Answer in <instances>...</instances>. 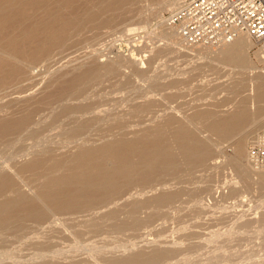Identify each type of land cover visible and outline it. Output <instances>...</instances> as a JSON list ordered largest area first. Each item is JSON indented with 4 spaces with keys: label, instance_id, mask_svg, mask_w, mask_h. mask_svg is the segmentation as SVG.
Returning a JSON list of instances; mask_svg holds the SVG:
<instances>
[{
    "label": "bare ground",
    "instance_id": "6f19581e",
    "mask_svg": "<svg viewBox=\"0 0 264 264\" xmlns=\"http://www.w3.org/2000/svg\"><path fill=\"white\" fill-rule=\"evenodd\" d=\"M130 1L132 0H0V239L8 231H20L29 226L31 230L33 228L36 230L35 234L46 228L50 234L57 233L51 229H58L59 220H63L59 215L68 214L67 219L80 220L77 218H80L82 213L116 202L119 197H126V199L118 202L116 209H110L100 216L92 213L84 220L91 222L93 226H98L100 220L106 218L111 220L112 228L115 231L118 230L119 233L122 230L137 231L153 216L158 217V214H161V208L177 201L181 195L178 184L183 175L186 173L190 175L196 169L197 171L202 169V171L204 170L202 176L205 177L206 169L217 167L218 161L212 160L217 158L214 157L217 152L223 150L220 145L222 141L228 139L231 140L235 155L227 161L235 167L247 186L257 183L261 186L260 189L264 188V168H254L249 162V158H247L248 165L243 162L248 155L247 138L250 135V130L245 134L241 133V130L248 123L253 126L264 125V104L261 103L264 101V70L259 68L250 57L249 51L254 42L248 35L242 34L234 41L216 48L213 46L194 48L184 45L174 27L166 26L169 28L162 30L168 38L165 45L168 49L165 46L161 48L165 47L168 52L170 49H176L177 53L186 51L194 55L206 52L209 58L211 55V58L214 56L223 63L238 67L237 70L245 73V78H249L248 88L246 85V88L244 86L247 89V98L242 99L234 111H229V107L222 109L221 111L224 112L222 116L215 115L212 112L213 109L209 107L193 109V111L181 115L177 106L171 104V99L182 95L179 94L182 89L181 84L185 85L184 82L191 77L192 73L187 77V72H184L183 78L178 74V69H175L172 75L170 69V71L166 70L169 71V74L168 72L165 74L164 69L165 76H161L156 68V74H159L160 78L159 75L150 74L151 64L154 62L152 60H156L158 54L166 51V49L163 50L164 48L160 49V46H158L160 50L156 52L153 50V56L157 55L153 59L151 57L152 60L150 55L147 57L148 60L144 58L147 54L142 56L145 59L143 62L141 61L142 64H139V60L142 58L135 52L126 56L116 51L113 56L110 54L111 56L99 60V55L96 56L98 50L102 49L99 46L98 50H94L96 52L91 51L93 47L88 51L84 49V52L77 48V50L64 52L63 49L68 39L72 37V34L75 35L76 32L82 31L83 27L93 25L97 28H112L117 22H115L118 18L116 14L115 20L112 16L105 17L103 15L109 11L121 10L120 8H124L123 6ZM178 2L179 0H165L163 6L174 10ZM78 3L81 5L80 8L77 7ZM124 28L132 32L140 29V26ZM99 33L100 31H97L92 34L93 40L98 37ZM66 48L65 51L68 50ZM257 56L261 62L264 60L260 54ZM41 62H46L45 68L36 69ZM165 64L162 65L163 68ZM130 66L131 68L126 70ZM168 67L170 66H166V69ZM160 71L162 74V70ZM176 71L178 72L176 73ZM187 81L190 83L189 79ZM189 83L186 82V84ZM179 85L181 89H178L179 92L175 91ZM109 86V92H103L105 89L102 91L103 88L107 89ZM237 86L236 89L239 90ZM170 88H175L173 89L175 93ZM189 88L183 89L187 92ZM158 90L166 91L164 92L166 94H162L165 108L164 106L160 107L161 101L158 105L153 98V96L156 97L154 94ZM122 91L124 93H121ZM241 92L244 91L241 90ZM159 94L157 96L160 98L161 94ZM162 95L160 100H162ZM256 101H258V105H256ZM156 108L160 110L163 108V110L158 113ZM202 131L204 132L203 136L201 135ZM215 135L216 137H214ZM192 175L195 176L193 173L190 178ZM187 178L189 181V177ZM171 179L177 180V183L168 184ZM209 179L208 182H210ZM207 181H205L206 184L201 183L203 186L198 185L194 190L195 197L211 186V184L208 186ZM133 188H136L137 191L131 193ZM207 202L209 205V201ZM260 202L262 205V201ZM250 203L251 208L253 205ZM194 206L196 208L194 214L197 211L203 215L202 209H207L204 208L203 203L201 204V200H198ZM143 207L153 209L151 214L145 218L139 215V210ZM258 207L260 206L258 205ZM122 208L128 209V212L120 217L117 210ZM255 208L256 206H254ZM262 208L260 209L262 210ZM211 209L210 211H212ZM215 210L212 213L216 215L217 209ZM221 211L223 212V210ZM224 211L227 216V211ZM252 211L250 212L252 213ZM233 212L235 213V209ZM233 212L231 211V213ZM209 213L210 215L208 214L207 217H211V212ZM219 213L217 216L219 219L216 218L217 222L222 220L224 215L221 218ZM241 214L244 215V213ZM241 214L238 215L241 216ZM253 214L256 216V213ZM201 215L198 216L200 219H202ZM246 216L247 220L251 218L250 221H252V216L249 219ZM215 217L212 216L213 223L216 220ZM224 218L223 221L226 220L225 215ZM234 218L239 220L240 217ZM210 219L208 220L210 221ZM232 219L229 221L231 222ZM182 220L181 222L185 224ZM187 220L188 218L186 222ZM263 220L264 218H262V224ZM198 221L193 225V228L189 229L192 226L189 224L188 230L186 227L184 228L188 231L185 235L198 236L195 234L198 229L194 228L195 226L202 227L201 224L198 225ZM229 221L225 222L228 224ZM225 222L220 225V229L226 226L230 231L228 234H231V228L234 226L226 225ZM203 228L208 227L204 226ZM192 229H194V233H190ZM136 231L134 232L137 233ZM210 231L214 233V231ZM79 232L81 231H77V233ZM50 234H48L50 240L44 238L48 242L51 241V236L53 237V234ZM220 234L216 233V238L220 237ZM234 234L236 233H232L234 239L232 241L236 242ZM44 235L42 233L43 237ZM215 236L209 239L206 236L208 242L210 240V244L214 245L216 242L218 244L219 241L213 240L215 243L211 241V239H216ZM200 237V240L197 239L199 242L192 241V238L184 240H186L185 243L188 240L195 243L193 245L202 246L201 240L204 236L202 239ZM206 238L203 240L205 241ZM181 241L183 243V240ZM140 242L145 244L147 241L143 243L141 240ZM168 243L167 240H156L148 241L145 246L138 245L139 243L130 246L126 244L127 246L124 248V244L120 243L122 246L116 245L118 249L110 246V249L107 250L96 248L93 253L94 255L95 253L104 255L108 264H159L169 261L167 258H170L169 255L173 251H178L177 248L181 250L176 241L173 244ZM185 243L179 244L183 248ZM192 243L190 245L188 243L186 247L189 248ZM228 244L223 245L227 247ZM136 245L138 246L133 248ZM1 246L2 248L4 246L2 242ZM73 250L75 252V249ZM200 250L202 251V249ZM232 250L234 251V249ZM204 251L206 252V249ZM215 252L208 256L209 259L212 256L213 258L217 256L216 259L220 260L219 257L222 259L224 254L225 257L226 254L229 255L226 250L222 256H215ZM70 253L72 258V255L75 254L72 250ZM85 253L83 255H86ZM219 253L221 254V252ZM241 253L240 255L243 257V252ZM39 254V257L43 258L39 261L40 264H63L62 248L56 250L44 248V251ZM230 254L232 253L230 252ZM26 256L28 259L29 255L26 254ZM30 256H33L34 260V255ZM202 256L205 258L204 255ZM235 256L232 258L233 261L236 260ZM262 256L259 259H262ZM63 257H66L65 254ZM198 257L201 258L199 255ZM208 257L205 259L210 262ZM228 257L230 259L232 255L226 258ZM71 258L68 260V264L76 262L78 264L77 256L73 257L76 262H70ZM78 258L80 259L81 255ZM199 258L197 259L199 260ZM247 258L249 259V257ZM29 259L30 262L32 259ZM84 259L87 262L88 258ZM66 260L65 264H67ZM252 260L249 259L250 263ZM15 261L16 259L12 262L17 264L18 260L17 263ZM82 261V264L85 263ZM241 261L238 263L244 262ZM12 262L9 261V264ZM203 263L205 264L204 259Z\"/></svg>",
    "mask_w": 264,
    "mask_h": 264
},
{
    "label": "rangeland",
    "instance_id": "374dc122",
    "mask_svg": "<svg viewBox=\"0 0 264 264\" xmlns=\"http://www.w3.org/2000/svg\"><path fill=\"white\" fill-rule=\"evenodd\" d=\"M164 1L165 0H163V1L162 0H132V1H130V3L123 6L124 8H120L121 10L118 9L116 11L106 12L103 16H105V17L112 16V17H114V20L116 19V16H117L118 20L116 19L115 22L117 21L118 23L116 22L112 28H110V27L97 28L93 25H87V27L86 26L83 27L82 31L80 30L81 32L78 31V32H76V34L74 33L75 35L72 34V37H70L68 39L67 44L65 45L63 50H64V52H68L69 50L73 51V50H77V49L79 50L80 49V51L84 52L85 51L84 49H86L88 51V50H91L89 48L93 47L91 51H94V50H98L99 47H102V49H103V50L101 49L102 52L99 49L97 52V55H96L97 57L99 55V57H98L99 60L104 59L108 56H111L110 54H112V56H113L116 51H119V52L125 54L126 56H128L129 54H132V52H135L137 56H140L142 58L139 60L140 61L139 64H142L143 60H145V59L148 60L147 57L149 55H150V59H151V57L153 59L157 55L156 54L155 56H153L154 52H156L160 49H163V48H164L163 50H165L167 48L165 45L167 44L168 38L166 35L163 34L162 30H163V28H169V27H166L169 25L165 21V16L171 10L169 8H165L163 6ZM80 6H81L80 3H78L77 7L80 8ZM77 7H75V8H77ZM115 14H116V16H115ZM117 14L120 16H118ZM134 26H140V29H137V30L131 32V31H127L126 30L127 28H124V27H134ZM97 31L98 32L100 31V33H99L97 38H94V40L97 39L94 41L92 38V36H93L92 34L97 32ZM104 31H107V32H104ZM112 33H114V34H112ZM73 42H74V44H73ZM69 45H71V46L68 48ZM158 46H160V49ZM162 46H165L166 48L165 47L161 48ZM66 47L68 48L67 51H65ZM153 47H154V49H153ZM255 47L256 46L254 44L250 48V51H249L250 57L258 65L259 68L264 70V60H262V62L259 60V56H257L258 53H257ZM194 48H197V47H194ZM167 49H166L165 53L163 51L160 54H158L156 56V58H157L156 60L151 59L154 62H152L150 60L152 62L151 68H150V74H156L157 69H158V73L160 72L161 76H165V74L167 72L169 74L170 70L172 72V73L170 72V74L172 75V74H174L173 71H175V69L176 70L178 69L179 72L176 71V73L178 72V74L181 75L183 78H184L183 75H185L186 72H187V74H186L187 77L190 76L188 74L192 73L191 74L192 80H191V77L187 78V80L189 79V81L191 80L192 82L190 81V83H189L186 80V82L189 84H186V82H184L185 85H182L183 83L181 84L182 89L185 87L189 88L191 86L190 87L191 89L189 88V91H188V89H187V92L185 89L182 90L180 88V85L177 87V90L175 88H170V90L172 89V91H173V89H175V91H178V92L181 89L182 93L179 92V94H182V95L176 97L175 99L174 98L171 99L173 102V103L171 102V104L177 106V107L176 106L175 107L178 108L177 110H180L179 113L181 115L185 114L186 112L189 113L190 111H193V109L197 110L198 108H201V107L202 108L203 107L204 108L209 107V108L213 109L212 112L215 115L222 116L224 114V112L221 111L222 109L229 107V111H231V110L234 111L236 109V107L239 105V103L241 102V100L244 98H247L246 95H248V94H246L247 89H245V88H246V86L248 88L249 78L248 79H247V77L245 78L246 74L245 73L243 74V72L238 71L237 70L238 67L231 65V64L229 65L227 63H223V62L219 61L218 59H216V57H214V56H212L213 58H211V55H210V58H211L210 59L209 55L206 52L198 53V54L194 55L191 53H187L186 51H184L185 53H182V52L177 53L176 49H173V50L170 49L171 51L169 50V52H168ZM153 50H154V52H153ZM103 51H104V53H103ZM94 52H96V51H94ZM151 52H152V54H150ZM100 53H101V55H100ZM256 53H257V55H256ZM146 54H147V56H145ZM189 54H191V55H189ZM142 56H145L144 57L145 59H143ZM145 62H147V61H145ZM45 63L46 62H41L40 65L38 64L39 66H37L36 69H44ZM164 63H166L167 65L165 64L164 68H163L162 65ZM158 66H159V68H158ZM166 66H170V67H168V69H166ZM129 68H131V66L127 67L126 70H129ZM164 69H165V72H164L165 74H163ZM160 70H162V74H161ZM166 70H169V71H166ZM156 75H159V74H156ZM160 75H159V78H160ZM185 79H186V76H185ZM186 85H190V86H186ZM237 85H239V86H237ZM236 86L239 88V90L236 89ZM244 86H245V88H244ZM104 89H105V91H103ZM240 89L244 92H241ZM108 90H110V86L107 87V89L106 88L102 89L103 92H107ZM125 90H123V91H125ZM168 90H167V93H169ZM184 90L186 93L185 92L183 93ZM123 91L121 93H124ZM172 91H170V92H172ZM175 91H173V92L175 93ZM164 92H166V91L165 90H163V92L162 91L160 92L159 90H158V92L155 91L154 95H156V97L153 96V98H155V101L158 105H159V101H161L162 103L160 102V104H161L160 107L164 106V108H165L166 106L164 105L165 102L163 104V95H162V94H166ZM178 92H176L177 95H178ZM159 93L162 95V100H160L161 95ZM158 94L160 95V98H159V96H157ZM156 98H158L159 100H157ZM249 101H250V98H249ZM169 102H167V103H169ZM261 103L264 104V101ZM157 104H156V106L159 107ZM256 105H258V101H256ZM157 109L158 108H156V110ZM156 110L154 111V109H153L154 112H156ZM162 110H163V108H161V110L158 109V113L162 112ZM151 114H152V112H151ZM149 115H150V113H149ZM256 126H258V125H256ZM256 126H253L251 123H248L241 130V133L244 132V134L248 133L250 130V135L247 138V141H248L247 154H248V148L251 145V142L253 141L254 137L259 135L264 130V125L258 126V127H256ZM201 135L202 136L204 135L203 131H202ZM214 137H216V135ZM249 141H251V142L249 143ZM220 145H222L221 148L223 147V150H221L219 153L216 151L217 154H216V156L214 155V157H217V158L216 159L214 158V160H212L214 162H215V160L218 161L217 165H216L217 167H211V168H208V170L207 169L205 170L206 171L205 174L207 176V179H205L206 176L205 177L202 176L203 171H204V170L202 171V169H200V170L198 169V171H200V172H198L196 169L195 171H197V172L196 173H195V171L193 172L195 174V176L192 175L191 178H190V175L193 173H191L190 175H188L187 173H186V175H183V178L180 180V182L178 184V188L181 189V195L177 199V201H175L173 204H170L168 206L161 208V214H158L159 215L158 217L156 215L153 216V218H151L152 220L150 219V221H148L145 225H143V227L140 228L139 230H137V231L136 230H133V231L132 230H122V231H120L121 233H119L118 230L115 231L114 228H112L111 220H108L106 218H102L100 220V224L98 226H93L91 224V222L84 220L86 217L91 216L92 213H96V215L100 216L104 212H108L110 209H112V210L116 209V207L118 206V202L126 199V197H123V198L119 197L116 199V202H112L108 205L98 207V208L93 209L91 211H87L85 213H82V216H80V218H77L80 220H69V219H67L68 214L59 215L63 218V220L62 221L59 220L60 225L58 224L57 230L51 229V230H53V232L54 231L57 232V233L54 232V234L51 233V234H53V237H54L53 238L51 236L52 243H51V241L48 242V240L44 239V238H46V239L50 240V236L48 235L50 233H48L49 231L47 230V228L40 230V233L37 232L39 235L37 233L35 234L36 230L34 228L31 230L30 226L26 227L25 229L20 230V231H8L4 235V237L0 239V264H9V261L11 263L15 259H16V261L18 260L19 264H20V262H21V264L22 263L23 264L24 263L30 264V263H32V260H33L32 259L33 256H30L32 254L34 255V260L38 262L37 263L33 260L32 264H36V263L40 264L39 261L42 260L43 258L39 257V255H40L39 253L44 251V248H47V249L49 248L50 250H56L57 248H62L63 254L61 257L63 260V264H65V260L68 258L67 256L70 254L69 258L66 260V262L68 264V262H69L68 260L71 258L70 257L71 256V253H70L71 250H72L73 254H75V255H72L70 262L71 261L76 262V259H73V257L75 258V256H77V260H79L78 264H79V262H80V264H82L81 263L82 260H83L82 262H85L83 264H108L106 262L104 255H100V254L97 255V253H95V255H94L93 250H96V248H98V249L99 248L100 249L105 248V250H107V249H110V247L118 249V247L116 246L117 244H119L120 246H122V244H124L123 248L127 245L130 246L132 244H138V243H139L138 245H141V246L144 245L145 246V244L148 241L154 242L156 240H162V241L167 240V243L169 242L171 244H173L176 241V243H178V247L181 248V250H179V248H177L178 251H173L171 253V255H169L170 258H167L169 261L162 262L159 264H202L203 259L205 261V264H228V263L234 264L235 261H236L235 264H239L241 260L244 261V262L241 261L242 262L241 264H245V263L246 264H253V262H254V264H258V262H260V264H264V261H263L264 256H262V255H264V223L262 224V222H261L262 218H264V206H263L264 205V201H263V199H264V188L260 189L261 186L257 183H255L254 185L252 184V186H249V185L247 186L246 182L243 180V178H241V176L238 175L235 167L227 161V159H229L230 157H233L235 155L234 149L231 146V140L230 139L222 141V143ZM247 158H248V155L243 162L248 165ZM212 161L210 163H212ZM187 177H189V179H190L189 181H188ZM168 179H170V178H168ZM204 179H205V181H207L209 179L210 182L207 181V183H208V186H210V184H211V186L208 187L209 189L206 187L207 190L205 189V192L203 190L202 191L203 193L201 192V193H199L200 195L195 197L194 196V190L197 189L198 185L203 186L204 184H206ZM176 181L177 180L171 179L168 182V184L174 183ZM201 183H203V185ZM217 190L218 191L220 190V191L218 192ZM135 191H137L136 188H133L131 190V193H134ZM216 192H217V194H216ZM207 198L208 199L210 198V199L208 200ZM198 200H201V204L203 203L204 208H207V209H202L205 212V214L203 212V215H205V216L201 215L202 213L200 214L197 211L194 214V211H195L194 209H196L194 204L197 203ZM207 201H209V203H210L209 205H207V203H208ZM256 201H257V203H255ZM260 201H262V203H263L262 205H261ZM249 203L251 205H253L251 208H250ZM246 204H248V205H246ZM258 205L260 207H258ZM210 206H212V207H210ZM254 206H256L255 209H254ZM126 208H124V209L122 208V209L117 210L120 217H123L128 212L127 211L128 209H126ZM210 208H212L211 210L213 211V213H214V210L217 209V212H215L216 215L213 214L212 211H210ZM213 208H215V209L213 210ZM239 208H241V209L236 210ZM260 208H262V210ZM208 209H209V211L206 212V210H208ZM234 209H235V213L233 212ZM245 209H246V211H245ZM218 210L220 213L222 212L221 210H223V212L220 214L218 212ZM224 210L227 211V216H226V212ZM152 211H153V209L150 207H143L139 210V215L141 217L145 218L148 214H151ZM231 211L233 213H231ZM250 211H252V213ZM254 211H256V212H254ZM190 212H191V214L193 213L192 216H191ZM209 212H211V217H207L208 214L210 215ZM247 212H250V213L247 214ZM206 213H207V215H206ZM218 213H219V217L221 216V218H222L223 214L225 215V217H226L225 221H227V220L229 221L230 219L233 218L232 221H234V222L232 223V221L231 222L229 221V223L227 224V222L223 221L224 215H223L222 220L220 219L217 222L216 218H218L217 217ZM241 213H244V215ZM253 213H256V216ZM238 214L239 215L241 214V216H239ZM193 215L194 216L196 215V216L194 217ZM200 215H201L202 219L199 218ZM235 215L237 217H240L239 220L234 218V217H236ZM245 215H247L246 217H248V219L252 216V221H253V219H254V221L253 222L250 221L251 218L249 220H247L245 218ZM248 215H250V216H248ZM212 216H214V217L216 216L215 217L216 220L214 223H213L214 220H213ZM253 216L257 219L255 220V218ZM258 216H259V219L261 218L260 221L258 219ZM193 217H194L193 225H195L196 222L199 220L201 222L198 221V225L201 224L202 227L201 226H195L194 227L195 230L198 229V231H195L196 232L195 234H197L198 236H196V235H185L188 233V231H186V229H184V228L185 227L187 228V226L192 225L191 222H192ZM206 217H207V223L205 220ZM243 217H244V219H243ZM181 218H183L185 220H182ZM187 218H188V220H187L188 223L186 222ZM197 218H199V219H197ZM209 218H211L210 221L208 220ZM195 219H197V221L194 223ZM181 220L184 221L185 224H183L181 222ZM245 220H247V221H245ZM222 221H223V223H222ZM224 222L226 225H229L231 227H232V225L234 226V227H232L233 229L230 227L232 230L231 234L230 233L228 234V232H230V231H229V228H227L226 226L221 227V229H223V230L220 229V225L224 224ZM249 222H251V223H249ZM263 222H264V220H263ZM207 224H209V225L207 226ZM193 225L190 226L189 229H191V227L193 228ZM211 225H214V226H211ZM238 225H240V226H238ZM204 226H205V228L206 227H208V228L204 229L203 228ZM182 228H183V230L181 231ZM211 228H214V229H211ZM215 228H217L216 231H215ZM29 229L31 230V232L33 231V233L29 232L30 231ZM58 230H60V231L58 232ZM61 230H62V232H61ZM187 230H188V228H187ZM193 230L194 229H192V232H190V230H189V232L194 233ZM210 230L214 231V233H212ZM77 231H81V232L77 233ZM117 231H118V233H117ZM134 231H136L137 233H135ZM218 232L221 234H220V237L217 236V238H216L215 235ZM233 232L236 233V234H234L236 242H233L234 241V239L232 237ZM42 233H43V235L45 233L44 237L42 236ZM211 233H212V235H211ZM40 234L42 237L40 236ZM222 234H223V236H221ZM237 235H238V237H237ZM195 236L197 237V239H199L200 236H201L200 237L201 239L203 238V236H204V238H206V236H208V239L210 237L212 238V236H215L214 238H216V239H211V241L215 240V242L216 241H219V242L217 244V242L215 243L213 241V243H215L214 244L215 246H214L213 244L209 243L210 240L208 242V240L206 238L204 241L203 240L204 238H203L201 240L202 246H200V245L196 246V245H193L195 243H192V241L196 240V242L197 241L199 242L200 239L197 240L195 238ZM224 236H225V238H224ZM227 236H229V238H227ZM186 238L187 239L189 238L188 240H190L192 238L191 239L192 241L190 242L187 240V242H186L187 244H186L185 243L186 240H184ZM229 239L231 240V242ZM232 239H233V241H232ZM141 240H142V242L145 240L143 243H145L146 241L147 242L145 244H142L140 242ZM171 240H174V241H171ZM181 240H183V243H185L183 248L181 246L183 244V243H181L182 242ZM222 241H224V242H222ZM1 242L4 244L5 248H4V246L2 248ZM207 242L209 245L207 244ZM240 242L242 244L244 243L246 245H244V244L242 245ZM120 243H122V244H120ZM188 243H189V245H190V243H192L190 247L188 246L189 248L186 247L188 245ZM219 243H221V244L219 245ZM230 243H231V245H230ZM223 244L225 246H226V244H228V245H227V247H225ZM237 244H238V246H237ZM114 245H115V247H114ZM138 245L133 246V248L137 247ZM217 245H219L220 247ZM222 245H223V247H222ZM233 245H234V247H233ZM228 246H229V248H228ZM245 246L246 247L248 246V247L244 248ZM68 247H69V249H68ZM198 247H201V248H198ZM215 247H216V249H215ZM65 248H67V249H65ZM72 248L75 249V252ZM120 248H122V247H120ZM207 248H208V250H207ZM231 248L234 249L235 254H237V256H235L234 251ZM77 249H78V251H77ZM198 249L199 250L202 249V251H204L206 249V252L204 251V253H202V251L201 250L199 251ZM245 249H247L248 251H246ZM67 250H68V252H67ZM222 250H224L223 253H226L225 250L227 251V253H229V255L226 254V257L230 256V255H232V257H230V259H229V257L226 258L225 254H224L222 259H221V257H219L220 260L216 259L217 258L216 255L222 256V254H223ZM240 250H242V251H240ZM83 251H85L87 253H85ZM198 251H199V253H198ZM215 251H218L217 252L218 254ZM236 251L238 253L240 251L239 257L241 259L238 257V253ZM76 252H78V253H76ZM214 252H215L216 258L214 257L215 258V260H214V258L212 256L211 258H213V260H210L211 258L209 259L208 256L213 255ZM219 252H221V254ZM230 252L232 254H230ZM241 252H243L244 259H242L243 257H242V255H240V254H242ZM248 252L251 254H249ZM253 252H255V253H253ZM256 252H258V253H256ZM83 253H85L86 255H83ZM201 253H202V255H204L205 258L208 257L210 262H207L208 260L203 258V256L200 255ZM24 254H25V256H24ZM26 254L29 255L28 256V259L30 257L29 260L32 259L30 262L28 261ZM64 254L67 258L63 257ZM91 254H92V256H91ZM80 255H81V258L82 257H84L86 259L88 258L89 261L87 260V262H86L84 258L82 260H80L81 258L80 259L78 258V257H80ZM198 255L201 256V258H199ZM246 255H248L247 257H249L250 260L253 259L251 261V263H250L249 259L246 257ZM258 255L259 256L261 255L262 259H259L261 256L259 257ZM89 256H91L90 259H89ZM234 256L236 258L235 261H233L234 259H232V258H234ZM18 257H19V259H18ZM61 257H60V259H61ZM245 257L248 259V262H247V259ZM251 257H252V259H251ZM197 258H199V260ZM237 259H240V260L238 261ZM254 260L256 261V263ZM16 261H15V263H17ZM211 261H213V262H211ZM214 261H216V262H214ZM12 264H14V263L12 262ZM74 264H77V262Z\"/></svg>",
    "mask_w": 264,
    "mask_h": 264
},
{
    "label": "built area",
    "instance_id": "2783aa9c",
    "mask_svg": "<svg viewBox=\"0 0 264 264\" xmlns=\"http://www.w3.org/2000/svg\"><path fill=\"white\" fill-rule=\"evenodd\" d=\"M185 46L219 47L248 35L264 58V0H179L165 16ZM256 169L264 168V130L248 148Z\"/></svg>",
    "mask_w": 264,
    "mask_h": 264
}]
</instances>
